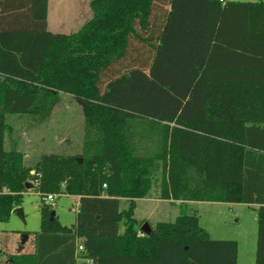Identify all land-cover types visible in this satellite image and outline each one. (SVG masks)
Returning a JSON list of instances; mask_svg holds the SVG:
<instances>
[{"label":"trees","instance_id":"16d2710c","mask_svg":"<svg viewBox=\"0 0 264 264\" xmlns=\"http://www.w3.org/2000/svg\"><path fill=\"white\" fill-rule=\"evenodd\" d=\"M89 8L76 33L53 34L47 0H0V222L32 180L42 202L78 199L70 227L41 203L33 252L8 264H236V241L211 239L195 214L138 236L134 200L156 175L161 200L254 207V264H264V1ZM60 93L84 105L80 155L28 165L5 150V115L45 116Z\"/></svg>","mask_w":264,"mask_h":264},{"label":"rangeland","instance_id":"374dc122","mask_svg":"<svg viewBox=\"0 0 264 264\" xmlns=\"http://www.w3.org/2000/svg\"><path fill=\"white\" fill-rule=\"evenodd\" d=\"M236 2H260L264 0H226ZM91 15L86 0H82V21ZM82 101L70 94L60 93L50 112L45 116L6 114L8 127L4 134L5 150L15 149L24 156L26 164H33L41 154H58L78 156L82 152L83 130ZM159 187V175H156L149 195L153 196ZM44 203L34 188L26 190L22 195L21 206L24 223L10 214L0 222V264H8L9 257L19 253L31 254L34 250V236L40 232L41 218L39 206ZM139 202L135 212L138 218L135 229L140 231L144 223L154 228L157 222H173L182 212L191 214V206H174L169 202ZM44 205H47L44 203ZM56 221L65 227L74 224L78 211V199L68 195L56 196L49 204ZM223 207V206H220ZM127 209V202L121 201L119 210ZM220 215L212 216L209 211H201V228L214 239L215 236L227 237L238 242V264H254L257 238V213L254 207L238 205L225 207ZM151 215L148 220L145 218ZM213 228V229H212ZM214 229L228 231L226 235L214 233ZM119 231L122 225L119 224ZM27 237L24 248L19 251L22 241ZM213 237V238H212ZM220 240V239H214Z\"/></svg>","mask_w":264,"mask_h":264},{"label":"crops","instance_id":"0c3cea01","mask_svg":"<svg viewBox=\"0 0 264 264\" xmlns=\"http://www.w3.org/2000/svg\"><path fill=\"white\" fill-rule=\"evenodd\" d=\"M91 0H86L87 5L89 6ZM226 1V0H225ZM91 12V10H90ZM92 14L87 17L85 21H82V0H47V15H46V28L49 32L53 34H74L76 33L82 25L91 18ZM126 201L125 199H118V208L121 201ZM139 202H144L145 205L149 207V203L153 202H169L174 206H191L190 209L192 210L191 214H195L198 216L199 224L201 227L202 223V216L201 211H209L212 216L220 215L225 209V207H231V206H238V205H244V204H226V203H210V202H171L168 200H161L158 198V189L155 190V193L153 196L148 195L147 198L143 199H136L134 200V212H133V218L137 222L138 218H135V212L138 209ZM128 206V202H127ZM223 206V207H220ZM247 206V205H244ZM182 212V209H180V213ZM186 213V212H185ZM188 214V213H186ZM151 215L149 214L145 220H148ZM178 216H176L177 218ZM175 218V219H176ZM158 223H166V222H157ZM155 224V225H156ZM149 225V224H148ZM154 225V227H155ZM153 229L152 227H150ZM213 229V228H212ZM204 230V229H203ZM205 231V230H204ZM210 230H206L208 233ZM228 231L225 229H222L221 231H218V229H214V233H219L222 235H226ZM138 236H140V232L137 231ZM209 235V234H208ZM141 237V236H140ZM210 237V236H209ZM211 238V237H210ZM213 238V237H212ZM214 239H220V240H229L230 238L227 237H219L215 236ZM237 243V258H236V264L239 262V245ZM24 248V246H23Z\"/></svg>","mask_w":264,"mask_h":264},{"label":"water","instance_id":"95a60500","mask_svg":"<svg viewBox=\"0 0 264 264\" xmlns=\"http://www.w3.org/2000/svg\"><path fill=\"white\" fill-rule=\"evenodd\" d=\"M25 189H26V190L32 189V185H31V183L27 182V183L25 184ZM11 214H12L13 216L18 217V218L24 223L23 214H22V211H21L20 208L14 209V210L11 212ZM53 217H54V212L52 211V212H51V219H52ZM139 232H140L141 234H143V236H148V235L151 234L152 229L150 228V226H149L147 223H144V224L141 226ZM27 239H28L27 237L24 238V240H23L22 243H21L22 246L19 248V251H22V249H23V245H24L25 241H27Z\"/></svg>","mask_w":264,"mask_h":264},{"label":"built area","instance_id":"2783aa9c","mask_svg":"<svg viewBox=\"0 0 264 264\" xmlns=\"http://www.w3.org/2000/svg\"><path fill=\"white\" fill-rule=\"evenodd\" d=\"M219 1H220L221 3H223L225 0H219ZM31 175H34V172H31ZM30 183H31L32 185H34V186H36V185L38 184L37 180H32V181H30ZM103 187H105V185H103ZM55 197H56V196H54V195H48V196H46V197L43 198V202H44L45 204H52V203H53V200H54ZM140 236L142 237L143 234H140ZM80 250H82V247L79 245V246H78V251H80Z\"/></svg>","mask_w":264,"mask_h":264}]
</instances>
